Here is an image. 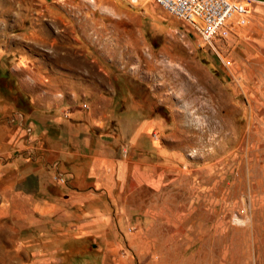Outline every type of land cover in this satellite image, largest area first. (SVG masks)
Listing matches in <instances>:
<instances>
[{
	"label": "rangeland",
	"instance_id": "rangeland-1",
	"mask_svg": "<svg viewBox=\"0 0 264 264\" xmlns=\"http://www.w3.org/2000/svg\"><path fill=\"white\" fill-rule=\"evenodd\" d=\"M231 1L206 42L154 0H0V264H264V1ZM98 158L108 193L71 187Z\"/></svg>",
	"mask_w": 264,
	"mask_h": 264
},
{
	"label": "built area",
	"instance_id": "built-area-1",
	"mask_svg": "<svg viewBox=\"0 0 264 264\" xmlns=\"http://www.w3.org/2000/svg\"><path fill=\"white\" fill-rule=\"evenodd\" d=\"M169 14L194 27L201 38L210 42L217 35H226L231 19L238 23L247 12L246 6L231 0H154Z\"/></svg>",
	"mask_w": 264,
	"mask_h": 264
},
{
	"label": "crops",
	"instance_id": "crops-1",
	"mask_svg": "<svg viewBox=\"0 0 264 264\" xmlns=\"http://www.w3.org/2000/svg\"><path fill=\"white\" fill-rule=\"evenodd\" d=\"M11 131L12 128L10 130V133ZM60 154L64 155L65 152L61 151ZM15 159L16 160H13L9 163L11 171L15 172L19 176H23L24 174L28 176L31 174L33 175L32 178L35 179L36 175L33 173V166H23L17 158ZM78 173L71 174V177H68L67 179V181H69V185L73 188H76L77 184H85L86 186L93 187L95 190L102 189L106 193L108 189H110L113 185V168L110 161L108 162L106 159L98 158L95 162L93 161L92 164L87 167V169H80ZM32 178H28V180ZM77 201L78 200L76 199L73 202V205H76ZM94 211H97V208L91 205V212ZM101 217V219H95L92 222H80V224L75 226V228L80 232L86 230L94 231L98 229L107 230V226L110 224V222H108L107 220L108 217L107 215L103 214Z\"/></svg>",
	"mask_w": 264,
	"mask_h": 264
},
{
	"label": "bare ground",
	"instance_id": "bare-ground-1",
	"mask_svg": "<svg viewBox=\"0 0 264 264\" xmlns=\"http://www.w3.org/2000/svg\"><path fill=\"white\" fill-rule=\"evenodd\" d=\"M262 1H264V0H262Z\"/></svg>",
	"mask_w": 264,
	"mask_h": 264
}]
</instances>
